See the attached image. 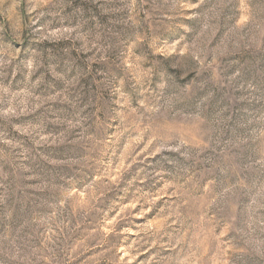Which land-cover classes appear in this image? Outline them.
I'll return each mask as SVG.
<instances>
[{"label": "rangeland", "instance_id": "1", "mask_svg": "<svg viewBox=\"0 0 264 264\" xmlns=\"http://www.w3.org/2000/svg\"><path fill=\"white\" fill-rule=\"evenodd\" d=\"M0 264H264V0H0Z\"/></svg>", "mask_w": 264, "mask_h": 264}]
</instances>
